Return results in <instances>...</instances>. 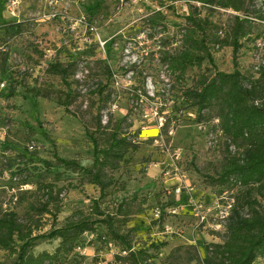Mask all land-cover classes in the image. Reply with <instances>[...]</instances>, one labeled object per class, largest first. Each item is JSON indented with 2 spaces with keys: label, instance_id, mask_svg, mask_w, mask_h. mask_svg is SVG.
<instances>
[{
  "label": "rangeland",
  "instance_id": "1",
  "mask_svg": "<svg viewBox=\"0 0 264 264\" xmlns=\"http://www.w3.org/2000/svg\"><path fill=\"white\" fill-rule=\"evenodd\" d=\"M13 1L0 0V214L15 210L20 220L26 221L28 202L37 195L22 192L31 190L22 186L25 179L32 190L45 181L61 188L58 220L49 215L37 217L42 228L36 234L50 232L67 218L89 212L90 199L100 196L98 187L79 171L58 166L47 171L45 161H54L56 148L60 156L78 158L90 166L93 145L82 121L94 131L99 116L104 125L111 117L123 119L124 132L129 124L130 132H137L133 139L139 149L130 151L114 172L117 185L103 199V208L113 212L122 201L134 202L123 231L132 229L134 248H148L154 262L203 264L205 246L221 242L225 228L214 229L212 217L200 223L195 203L204 209L214 208L217 194L208 176L219 169L227 138L216 127L219 121L212 117L214 112L205 110L204 119L199 120L196 106L185 94L201 75L207 82L212 80L210 65L205 62L201 68H191L184 82H179L163 60L164 52H174L179 44L187 3L163 6V0H18L13 6ZM152 6L163 10L164 26L155 28L146 21ZM251 8L263 10L264 0H254ZM235 16L243 18L245 14L220 10L214 20L223 22ZM11 22H23L24 32L7 37L3 25ZM260 30H264V22L244 40L239 61L245 74L254 73V65L263 60L264 39L256 37ZM214 57L221 70H233L232 48L215 51ZM56 59L74 61L72 113L58 103L65 90L62 80L47 72L48 64ZM35 60H40V65ZM106 62L114 73L110 79L104 72ZM106 83L103 101H99V84ZM12 86L16 95L7 97ZM42 131L54 140L55 147ZM31 145L32 150L28 148ZM26 149L31 151V161ZM21 169L26 171L20 173ZM105 231L99 225L93 237L90 232L84 234L83 247L73 256H62L60 264H129L118 246L99 238ZM156 242L165 243L159 252L151 246ZM58 245L59 239H39L29 253H53ZM11 260L0 248V261ZM255 264H264V259Z\"/></svg>",
  "mask_w": 264,
  "mask_h": 264
},
{
  "label": "trees",
  "instance_id": "2",
  "mask_svg": "<svg viewBox=\"0 0 264 264\" xmlns=\"http://www.w3.org/2000/svg\"><path fill=\"white\" fill-rule=\"evenodd\" d=\"M176 1L187 3L184 16L186 25L177 48L174 52H164L163 60L179 82H184L191 68H201L205 62L214 70L210 82L205 80L203 74L193 87L185 90V94L196 106L199 120L204 119L205 110H212V117L219 121L216 127L227 138L226 153L219 169L208 178L217 196L229 191L235 197L221 242L205 246L206 257L202 262L255 264L264 259V56L261 63L254 65L255 72L252 74L241 71L239 59L244 40L250 39L254 28L264 22V9L253 10L251 6L254 0H163L161 5L166 6ZM195 1L200 2V5L195 4ZM220 10L244 13L245 16H235L220 22L214 20L215 14ZM146 21L156 28L165 25L166 16L161 8H152ZM3 29L7 37L20 35L25 30L23 22L4 23ZM256 37L264 39V30H260ZM228 47L232 48L231 72L221 70L214 57L215 51ZM40 56L44 57V53L40 52ZM34 63L40 65V60H35ZM73 66L74 61L64 63L56 59L47 68L48 74L59 77L65 86L58 103L68 113H72L69 105L74 95ZM104 72L108 79L114 75L107 62ZM106 88L107 83L99 84V101H103L102 93ZM15 91V86H12L7 97L15 96ZM136 97L139 98L140 95L136 94ZM123 122V119L111 117L104 125L99 116L96 129L91 131L82 121L86 135L93 145V161L90 166L81 164L78 158H64L54 149V161H45L47 171H52L54 166L79 171L91 184L98 187L100 196L90 199L89 212H80L77 217L67 218L62 226L53 227L50 232L36 234L42 228L41 220L37 217L49 215L53 221L58 220L61 188L53 181H45L36 186L35 190L30 186V191H22L25 194L36 193L37 197L28 202L26 221H21L15 210H5L0 214V248L12 257L10 262L0 261V264H60L62 256L69 257L77 253L83 247V235L90 232L93 237L99 225L106 230L99 238L105 244L118 246L121 252L126 253L122 259L129 264H158L151 259L153 254L148 248H134L132 229L123 231L124 222L132 214L129 210L131 203L134 202L128 204V200L122 201L113 212L102 206L109 190L117 185L114 172L120 169L130 151L139 149L133 139L137 132H130L132 124L124 132ZM42 134L56 146L45 131ZM232 146L235 150H232ZM30 152L27 150L25 154L31 161ZM25 171L21 169L20 173ZM26 185H30L27 179L22 183V186ZM124 187L125 184L122 183V189ZM133 201H136V196ZM45 238L59 239L55 252L30 254L29 249L34 242ZM164 245L163 242L151 244L155 252H159Z\"/></svg>",
  "mask_w": 264,
  "mask_h": 264
},
{
  "label": "built area",
  "instance_id": "3",
  "mask_svg": "<svg viewBox=\"0 0 264 264\" xmlns=\"http://www.w3.org/2000/svg\"><path fill=\"white\" fill-rule=\"evenodd\" d=\"M18 0H14L12 5L15 6ZM153 10H156V6H152ZM12 14H15V8L13 7L11 10ZM260 45V44H259ZM34 146H29V149L32 150ZM30 187L28 185L24 186V188ZM213 209H204L201 204L195 203V216L199 219L200 223L209 222V218H213V223L211 226L214 229H221L224 228L226 224V220L230 215V212L235 204V197L230 194L229 191H224L219 196L216 197ZM202 208L204 210H202ZM214 211V213H213ZM160 214V211H158Z\"/></svg>",
  "mask_w": 264,
  "mask_h": 264
}]
</instances>
